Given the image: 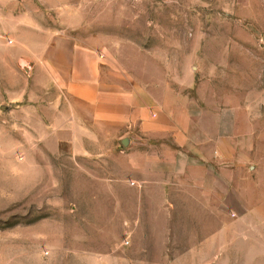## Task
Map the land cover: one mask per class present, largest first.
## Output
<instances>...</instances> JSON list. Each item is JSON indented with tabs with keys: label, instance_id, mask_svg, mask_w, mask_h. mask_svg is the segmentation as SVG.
Segmentation results:
<instances>
[{
	"label": "rangeland",
	"instance_id": "374dc122",
	"mask_svg": "<svg viewBox=\"0 0 264 264\" xmlns=\"http://www.w3.org/2000/svg\"><path fill=\"white\" fill-rule=\"evenodd\" d=\"M57 36L94 47L156 108L177 99L183 118L264 131V0H0V264H230L231 208L174 174L143 183L104 136L83 154L42 135L47 94L22 60ZM255 241L232 264H264Z\"/></svg>",
	"mask_w": 264,
	"mask_h": 264
},
{
	"label": "crops",
	"instance_id": "0c3cea01",
	"mask_svg": "<svg viewBox=\"0 0 264 264\" xmlns=\"http://www.w3.org/2000/svg\"><path fill=\"white\" fill-rule=\"evenodd\" d=\"M101 59L94 47L80 39L57 36L46 41L36 60H22L31 63V72L39 78L37 85L47 94V119L39 117L40 132L47 141L69 136V142L82 143L83 154L91 153L90 145L102 144L103 136L108 143L127 141L123 146L128 172L142 174L143 183L151 175L174 174L186 179L202 198H215L231 208L227 224L218 232L230 240L224 247L230 264L237 253L247 254L252 239L256 240L254 253H263L262 121L247 119L236 126L235 121L218 116L217 120L183 118L187 111L176 98L173 104L166 97L156 108L149 94L128 89L118 76L112 77ZM222 111L226 115L230 109ZM235 224L244 227L232 230Z\"/></svg>",
	"mask_w": 264,
	"mask_h": 264
},
{
	"label": "water",
	"instance_id": "95a60500",
	"mask_svg": "<svg viewBox=\"0 0 264 264\" xmlns=\"http://www.w3.org/2000/svg\"><path fill=\"white\" fill-rule=\"evenodd\" d=\"M123 144H124V146H126L127 145V141H124Z\"/></svg>",
	"mask_w": 264,
	"mask_h": 264
}]
</instances>
